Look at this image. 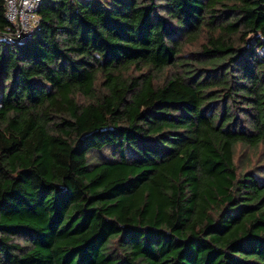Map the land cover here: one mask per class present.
<instances>
[{
    "label": "trees",
    "instance_id": "obj_1",
    "mask_svg": "<svg viewBox=\"0 0 264 264\" xmlns=\"http://www.w3.org/2000/svg\"><path fill=\"white\" fill-rule=\"evenodd\" d=\"M37 17L0 37V264H264V0Z\"/></svg>",
    "mask_w": 264,
    "mask_h": 264
},
{
    "label": "built area",
    "instance_id": "obj_2",
    "mask_svg": "<svg viewBox=\"0 0 264 264\" xmlns=\"http://www.w3.org/2000/svg\"><path fill=\"white\" fill-rule=\"evenodd\" d=\"M3 18L7 26L0 32V37L8 40H20L29 37L35 30L37 11L41 0H0Z\"/></svg>",
    "mask_w": 264,
    "mask_h": 264
},
{
    "label": "rangeland",
    "instance_id": "obj_3",
    "mask_svg": "<svg viewBox=\"0 0 264 264\" xmlns=\"http://www.w3.org/2000/svg\"><path fill=\"white\" fill-rule=\"evenodd\" d=\"M251 36L247 37L250 40ZM263 49V48H261ZM254 48L253 51L257 57H260L264 50ZM104 155V154H103ZM234 161L239 171L249 170L255 166L264 167V149H248L237 145L234 152Z\"/></svg>",
    "mask_w": 264,
    "mask_h": 264
}]
</instances>
